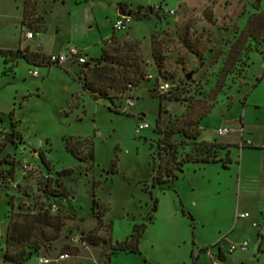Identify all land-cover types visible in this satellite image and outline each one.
Returning a JSON list of instances; mask_svg holds the SVG:
<instances>
[{"label":"rangeland","instance_id":"obj_1","mask_svg":"<svg viewBox=\"0 0 264 264\" xmlns=\"http://www.w3.org/2000/svg\"><path fill=\"white\" fill-rule=\"evenodd\" d=\"M34 1L47 21L43 42L55 47L63 39L72 40L90 64L74 63L71 71L66 64L35 65L21 59L6 71L0 55V264H5L12 210L34 213L45 209L63 217L62 231L57 239L44 244L36 236L31 238L33 247L27 249L34 253L23 264H38L41 256L55 258L66 252V245L78 250L71 248L70 256L51 264H104L109 246L72 239L96 226L94 199L104 220L112 222L114 243L131 234L135 223L147 224L140 251H119L111 264H212L204 248L218 251V240L229 232L230 238L222 241L229 264H264V182L259 183L256 173L248 176L244 170L241 175L239 148L233 147L232 156L239 161L230 167L221 162L202 166L188 163L183 170L177 169L179 176L174 181L154 182L161 160L158 124L163 130L185 128L187 136L183 132L172 135L179 157L197 153L200 147L189 135H196L200 126V138L213 139L218 128L229 127L236 131L225 134L226 139L251 134L254 142H264V38L250 40V49L228 75L223 89L215 92L232 42L251 12L264 11V0L259 9L254 7L255 0ZM122 2L127 3V10H136L139 5L163 6L160 14L135 15L128 29L116 32V42L138 43L133 54L139 56L147 74L131 92L133 105L128 104L126 93L116 91L110 98L95 99L78 78L97 62L105 63L98 57L113 33L112 20ZM22 3L16 0L13 6L17 10ZM7 14L0 5V44L4 43V33L20 24ZM34 17V27L41 28L44 20ZM25 32L26 28L23 42ZM153 40L163 58L162 68L153 54ZM31 43L37 48L35 41ZM192 49H198L202 56ZM36 69L38 76L32 74ZM158 76L172 83L177 94L156 93ZM188 106L189 114L183 116ZM209 109L211 112L200 120ZM142 119L151 127L136 134ZM13 120L22 133L18 143L8 137ZM192 120H200V124ZM68 142L85 159L75 156L67 148ZM219 150L220 155H226L227 149ZM65 168L72 172L62 174ZM62 192L66 195H60ZM55 206L57 211L53 212ZM241 212L249 216L237 217ZM28 225L23 222L22 229ZM100 234L109 235L104 229ZM244 240L249 241L248 249L228 251L229 243ZM36 245L39 248L35 250Z\"/></svg>","mask_w":264,"mask_h":264},{"label":"trees","instance_id":"obj_2","mask_svg":"<svg viewBox=\"0 0 264 264\" xmlns=\"http://www.w3.org/2000/svg\"><path fill=\"white\" fill-rule=\"evenodd\" d=\"M35 2L36 1L34 0H27L26 17L31 15L29 11L31 7L35 6ZM261 3L262 0H255L254 7L259 9L261 7ZM121 6L127 11L125 3H122ZM128 11L134 13L137 17H149L152 13H156L154 12L152 5H139L136 10L129 9ZM35 22H37V19H32L30 17L29 25L31 27ZM262 38H264V11L258 10L250 14L246 25L232 42L228 56L217 80L215 87L216 93L223 89L228 75L234 71L235 66L242 59L245 51L250 49V40H261ZM114 42V44L105 43L103 47L102 55L99 57V61H104L105 63L99 64L97 62L93 67H89L83 76L78 75L83 88L89 91L95 99L110 98L112 91L124 94L130 89V84L136 88L147 77V74L142 68L139 56L133 54L137 50L138 43H119L116 42L115 37ZM152 43L154 57L156 58L160 68H162L163 58L154 40ZM192 50L196 55L202 56V53L198 49ZM0 53L5 56L6 62L9 63V66L6 67V71L8 69H12L20 58H24L27 62L35 65H52L47 61V55L40 51H32L29 48H0ZM88 71L93 73L92 77ZM262 79L263 76L257 78V81L254 83V87L257 86ZM173 94H177L174 91V87L168 93L163 94V96ZM248 95L249 93L246 94L245 99H247ZM190 107L191 106H188L183 116L189 114ZM210 112V109L207 110L199 119L201 120L203 116L208 115ZM200 120L196 122H193L192 120V123L198 125L200 124ZM16 125L17 121L13 120V127L9 131L10 133L8 135L9 141L13 143H18L22 137V133L15 128ZM157 128L161 134L158 139V153L161 160L154 176L155 183H167L172 180L174 181L179 176L177 169H182L190 162L207 163L221 161L224 167H230L231 163L234 161L230 148L233 145L232 143L199 141L198 137L200 135V131H198L196 135H189L192 136L194 142L200 147L196 150L197 153H186L184 156L179 157L176 144L177 140H173L172 135L176 132H183L187 136L188 133L185 128H181L178 131L172 129L163 130L159 127V124L157 125ZM78 141L83 144H89L88 140L79 139ZM213 146H216L214 150ZM67 148L75 156L85 159V157H82L79 154V151H77V149L72 146L70 142H68ZM2 149L3 146L0 147V152ZM219 149H227L226 155H220ZM90 152L91 155L94 156L92 148H90ZM41 156L43 157L44 162L49 165V161L46 159L43 152H41ZM60 172H62V174H70L72 169L65 168ZM60 195H66V193L62 192ZM10 203L12 204L13 209L14 203ZM93 212L98 218V222L89 233L83 232L81 234V241L93 246L100 244L109 246L110 251L107 253L108 260L104 264H111L112 256L119 251H140L141 238L145 232L147 226L146 223H135L131 234H129L124 240L114 243L111 235L112 222L104 220L103 210L99 206L96 199H94ZM190 217L194 219L192 214H190ZM23 222L25 224H29L24 229H22ZM63 225V217L61 215L51 213L48 209H45L44 211L39 210L34 213H24L21 211L15 212L12 210L6 234L5 253L3 256L4 263L23 264L24 260L32 256L34 253L33 249H27L28 247H33V243L29 242L31 238L36 236L40 239V244H44L48 240L57 239L60 236ZM103 229L109 233L108 237L100 234V231ZM38 248V245L34 247L35 250ZM71 248H75L76 251L78 250L77 246L66 245L64 247L66 252L64 253H68ZM207 249V247L204 248V251ZM220 257L223 261L226 258L223 250H220Z\"/></svg>","mask_w":264,"mask_h":264},{"label":"crops","instance_id":"obj_3","mask_svg":"<svg viewBox=\"0 0 264 264\" xmlns=\"http://www.w3.org/2000/svg\"><path fill=\"white\" fill-rule=\"evenodd\" d=\"M15 2H16V0H0V5L4 6L6 11H8L7 16L10 17V18L18 19L19 22H20V24L15 23V25H13L14 27L12 26L9 30H7L4 33V43L0 44V48H2V49H16V48L20 47V48H23V49L24 48H29L32 51H38V45L40 44V46H41L40 52H42L43 54H45L47 56L49 54H51V53H59V52L66 51V50H68L69 48H72V47L79 49V47L77 45H74L73 41L69 40V39H63L55 47L52 44H49L47 46L45 44V42H43V40L45 39V37H46V35L48 33V26H47V23H46L47 21H46L44 15H42V13H40V11L38 10L37 3L35 2V6L31 7V9L29 11V13L31 15L26 17V3H27V0H23L22 6L19 5L17 7V10L13 6L15 4ZM125 4H127V3H125ZM35 7H36V9H35ZM119 7H120V4H119ZM119 10H117V14H116L117 16H115L114 19H116L118 17ZM13 11H15L14 14L12 13ZM37 15L42 17V19L44 20V25L41 28H37L36 26L34 27V25H33L32 29L35 32L34 38L28 40V39L25 38V35H24L25 41L23 42V40H22V31H23V29L26 28V31L28 29H30L29 28V24H30L29 23V19H30V17L32 19L33 18L37 19V18L34 17V16H37ZM113 21L114 20H112V22ZM20 31H21V34H20ZM118 38L119 37L117 35H115V40H117ZM32 41L36 42L37 48H34L32 46V43H31ZM85 47H86L87 50H90V46H85ZM0 55H2V57L5 60V56L2 53H0ZM21 59H24V58H20L18 60V62ZM5 63L7 65L6 67H8L9 63H7L6 60H5ZM74 63H76V62L69 61V62H67L65 64H66L67 68H69V69H71V71H73L72 70V66H73ZM76 64H78V63H76ZM55 65H57V64H55ZM88 65H89V62L87 64H85V66H88ZM243 125H244V123H243ZM243 125L240 127L241 132H242V130H243V132L245 131V128H244ZM200 128H201L200 129V135H202L203 134L202 127L200 126ZM218 129H220V128H218ZM235 131L236 130L233 129L232 132H235ZM200 135L198 137L199 141H207V142L218 141V142H223V143H232L233 145L230 147L231 148V155L233 153V147L239 148L240 151H241V156H240V172H241V175L244 172V170L246 171L248 176H252L253 173H256V175L258 176L259 183L263 184V182H264V142L263 143L254 142L253 140H251L252 139L251 138V134H250V136L249 135L245 136V134H243L242 136L239 135V137L235 136L232 139L224 138L223 137L224 135H220L218 133V131L215 133L213 139L200 138L201 137ZM233 159H234V157H233ZM234 161H239V160H235L234 159ZM214 162H221V161H214ZM190 163H194V164H198V165L202 166V165L208 164L210 162H207V163L190 162ZM253 170H254V172H253ZM237 217H238V214H237ZM230 235H231V232L227 233L225 238H222V239L218 240V245H220L222 247L223 239L230 238ZM224 254H225L226 258L223 261V264H229L228 263V255H226V253H224ZM199 256L200 255H198V257Z\"/></svg>","mask_w":264,"mask_h":264},{"label":"built area","instance_id":"obj_4","mask_svg":"<svg viewBox=\"0 0 264 264\" xmlns=\"http://www.w3.org/2000/svg\"><path fill=\"white\" fill-rule=\"evenodd\" d=\"M154 12L160 14L163 11V6L162 4H155L152 5ZM167 12H175V10H168ZM135 15L134 13H131L127 11V14H120L118 17L112 22L113 25V33L111 36H109L106 39L107 44H114V37L116 35V32L126 30L129 28L132 20L134 19ZM29 28L26 33H25V38L30 40L34 38L35 32L32 29V27L29 25ZM40 44L38 45V51H40ZM47 61L50 64H57V65H64L65 63L72 61L76 62L78 64H87L89 62V58L86 54H84L80 49L78 48H69L66 51L59 52V53H51L47 56ZM32 74L35 76L39 75L38 70H33ZM153 75H148V78H152ZM173 88V84L166 81L164 78L161 76L156 77V83H155V92L158 94H166L168 93L171 89ZM134 89L133 85L130 84V89L126 92V100L128 104L133 105L134 104V98L131 94L132 90ZM151 127V123L148 120L142 119L136 126L135 132L136 134H141L143 130ZM233 129L229 127H223L218 130V133L220 135H225L230 132H232ZM243 131V130H242ZM1 182V179H0ZM53 212L57 211V206L53 207ZM249 216L248 212H241L238 213V217H247ZM72 239L74 241H81V236L77 237L75 235L72 236ZM229 249L228 251L233 252L236 249H241V250H246L249 247V241L245 240L241 243H230L229 244ZM220 250L224 249L219 245L218 251H215L213 247L208 248L205 253L210 257L212 264H223V260L220 257ZM225 253V252H224ZM70 256L69 253H59L55 258H48V257H39L38 259V264H51L54 261H59L63 260L66 257Z\"/></svg>","mask_w":264,"mask_h":264},{"label":"water","instance_id":"obj_5","mask_svg":"<svg viewBox=\"0 0 264 264\" xmlns=\"http://www.w3.org/2000/svg\"><path fill=\"white\" fill-rule=\"evenodd\" d=\"M119 13L120 14H127V11L123 7H121L119 10ZM188 77H190V75Z\"/></svg>","mask_w":264,"mask_h":264}]
</instances>
